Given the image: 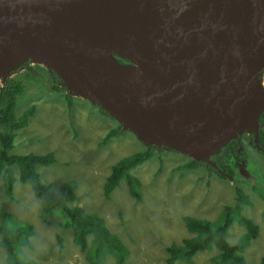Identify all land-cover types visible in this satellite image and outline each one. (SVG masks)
I'll use <instances>...</instances> for the list:
<instances>
[{
	"label": "water",
	"instance_id": "water-1",
	"mask_svg": "<svg viewBox=\"0 0 264 264\" xmlns=\"http://www.w3.org/2000/svg\"><path fill=\"white\" fill-rule=\"evenodd\" d=\"M31 58L142 144L213 166L256 140L264 0H0V78Z\"/></svg>",
	"mask_w": 264,
	"mask_h": 264
},
{
	"label": "rangeland",
	"instance_id": "rangeland-1",
	"mask_svg": "<svg viewBox=\"0 0 264 264\" xmlns=\"http://www.w3.org/2000/svg\"><path fill=\"white\" fill-rule=\"evenodd\" d=\"M27 62L32 65L31 70L21 68L6 75L22 79V89L15 99V115H21L33 105L26 125L14 131L11 151L53 152L56 161L37 169L41 180L53 183L54 189L59 182L75 181L76 198L71 204L103 218L105 226L128 250L122 264H164L165 248L179 245L190 236L182 217L213 220L223 205L234 201V186L249 194L250 204L242 206L240 213L258 225V235L243 250L245 264L258 263L264 254V200L258 196L264 189V153L251 145L252 131L244 129L237 135L241 159L227 160L233 178L223 179L202 165L180 169L179 165L189 161L190 156L176 149L154 146L149 158L129 169L139 180L140 199L130 196L123 178L111 190L109 198H104L102 183L110 166L120 157L144 150L145 145L130 131L121 130L116 119L102 113L88 99L70 94L74 100L67 108L64 94L68 92L61 82L52 80L53 70L34 58ZM257 84L264 87V67L259 69ZM117 125L119 133L102 143L106 132ZM0 130L4 131L1 125ZM253 185L257 192H253ZM2 211L32 225L29 242L33 248L24 250L32 264H87L84 253L71 241L70 228H62L57 219L48 223L39 220V203L28 185L15 182L11 197L0 187ZM243 232L244 228L233 221L225 239L233 242ZM214 252L215 249L196 252L193 264H208ZM6 256L0 248V264H13L5 261ZM102 264H115L114 258L105 253ZM173 264L185 263L177 259Z\"/></svg>",
	"mask_w": 264,
	"mask_h": 264
},
{
	"label": "trees",
	"instance_id": "trees-1",
	"mask_svg": "<svg viewBox=\"0 0 264 264\" xmlns=\"http://www.w3.org/2000/svg\"><path fill=\"white\" fill-rule=\"evenodd\" d=\"M31 66L25 62L15 71L21 68L31 70ZM50 75L54 82H62L54 71H51ZM23 76L26 77L27 75L24 74ZM21 89L22 79L16 77L2 79V85H0V125L3 126L4 131L0 130V187H2L4 194L11 197L15 182L28 185L32 195L39 203V220L48 223L50 219H57L62 228H70L72 231L71 241L79 252L84 253L87 264H102L105 253L114 258L115 264H122L128 250L119 237L105 226L103 218L95 213L85 212L82 207L76 204H71L76 198L74 194L75 181L70 179L59 182L57 188L54 189L53 183L46 182L44 179L41 180L37 169L39 166H49L56 161L53 152L15 153L11 151L14 131L24 127L33 112V105H30L21 115H15V99ZM64 98L67 108H70L74 97L65 93ZM98 109L102 113L104 112L100 107ZM262 120L264 121V115ZM118 133V125L110 128L102 138V143ZM236 138H232L217 153L209 156L210 160L217 165L218 170L222 172L216 174L223 179L226 177L233 178V169L227 164L228 158L241 159L242 149L239 146V137ZM258 140L264 141V129L259 132ZM154 148L156 147L145 144L144 150L141 149L117 159L110 166V172L103 180L102 194L104 198H109L111 190L123 178L130 196L139 200L140 183L134 175L130 174L129 169L149 158ZM197 165L214 170V166L194 158H190L189 161L179 165V168L191 169ZM254 185L252 186L253 192H257L258 190ZM233 191L235 198L232 204L223 205L213 220L189 215L182 217L184 227L190 236L183 238L179 245L171 244L165 248L167 257L164 264H173L177 259L185 264H193L192 257L196 252L210 249H215L216 252L209 257L208 264H245L243 250L250 240L258 235V225L251 218L240 213L242 206L250 204L248 193L241 191L236 186H234ZM258 196L264 200V189L258 193ZM233 221L242 225L244 232L233 242H230L225 239V235H227V229ZM32 235L33 230L30 223L9 212L2 211L0 213V248L7 253L6 262L32 264L24 252L25 249L31 250L33 248L29 242ZM257 264H264V254Z\"/></svg>",
	"mask_w": 264,
	"mask_h": 264
},
{
	"label": "flooded vegetation",
	"instance_id": "flooded-vegetation-1",
	"mask_svg": "<svg viewBox=\"0 0 264 264\" xmlns=\"http://www.w3.org/2000/svg\"><path fill=\"white\" fill-rule=\"evenodd\" d=\"M0 85H2V78H0ZM263 115H264V111H262L259 114V117H258L259 127H258V131H257V135H256V140H254L253 135L251 133L250 134L251 135V140L250 141H251V145H254L255 148H257L260 152H263L264 153V141L258 140V134H259V132H261L263 130L262 127H264V121L262 120V116ZM213 168L215 170H218V167L215 164H214V167Z\"/></svg>",
	"mask_w": 264,
	"mask_h": 264
},
{
	"label": "crops",
	"instance_id": "crops-1",
	"mask_svg": "<svg viewBox=\"0 0 264 264\" xmlns=\"http://www.w3.org/2000/svg\"><path fill=\"white\" fill-rule=\"evenodd\" d=\"M236 187H238V186H236ZM238 188H239V187H238ZM239 189H240V188H239ZM234 195H235V192H234ZM248 198H249V194H248ZM230 226H231V224H230ZM230 226H229V227H230ZM241 226H242V225H241ZM242 227H243V226H242ZM227 230H228V229H227ZM240 235H241V234H240Z\"/></svg>",
	"mask_w": 264,
	"mask_h": 264
},
{
	"label": "clouds",
	"instance_id": "clouds-1",
	"mask_svg": "<svg viewBox=\"0 0 264 264\" xmlns=\"http://www.w3.org/2000/svg\"><path fill=\"white\" fill-rule=\"evenodd\" d=\"M252 146H253V145H252ZM253 147H254V146H253ZM214 171H216V172H220V171H218V170H215V169H214ZM212 172H213V171H212ZM220 173H221V172H220ZM226 178H229V177H226Z\"/></svg>",
	"mask_w": 264,
	"mask_h": 264
},
{
	"label": "bare ground",
	"instance_id": "bare-ground-1",
	"mask_svg": "<svg viewBox=\"0 0 264 264\" xmlns=\"http://www.w3.org/2000/svg\"><path fill=\"white\" fill-rule=\"evenodd\" d=\"M27 62V61H26ZM23 64V63H22ZM261 94V93H260ZM188 156H190L191 158H194V157H192L191 155H188Z\"/></svg>",
	"mask_w": 264,
	"mask_h": 264
}]
</instances>
